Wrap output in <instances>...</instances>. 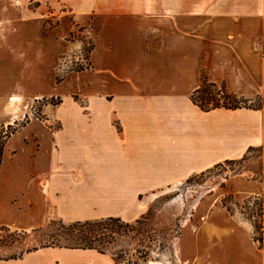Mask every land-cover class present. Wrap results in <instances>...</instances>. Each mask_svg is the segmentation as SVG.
Segmentation results:
<instances>
[{"label": "crops", "instance_id": "obj_1", "mask_svg": "<svg viewBox=\"0 0 264 264\" xmlns=\"http://www.w3.org/2000/svg\"><path fill=\"white\" fill-rule=\"evenodd\" d=\"M63 2L80 28L98 19L91 67L103 81L53 83L49 68L58 54L50 51L49 12L38 17L22 0H0V126L21 122L35 101L54 95L50 87H64L60 106L72 102L76 112L30 118L8 141L0 233L51 219L130 222L143 215L142 199L264 148V0H98L86 11ZM205 69L210 82L240 97L262 95L263 107L201 111L191 95ZM247 189L264 201V180ZM219 212L199 229L192 264H264V241L254 239L253 226ZM89 252L45 248L0 264H62L54 255ZM42 254L54 258L42 262Z\"/></svg>", "mask_w": 264, "mask_h": 264}, {"label": "rangeland", "instance_id": "obj_2", "mask_svg": "<svg viewBox=\"0 0 264 264\" xmlns=\"http://www.w3.org/2000/svg\"><path fill=\"white\" fill-rule=\"evenodd\" d=\"M98 0H73L77 10H89V2ZM26 4L27 12L33 10L38 17L40 12H49L46 28L51 30L50 51L58 54L54 67L49 68V79L57 83L56 79L68 81L67 86L80 82L87 84L94 81L96 76L104 79V76L93 74L92 53L88 50L95 44V29L98 27V19L92 16V20L82 30L76 26V20L68 12L67 3L60 4V0H22ZM65 12L66 14H63ZM60 14L62 20L60 21ZM91 25V26H89ZM102 50L105 48V40L99 39ZM52 53H50L51 57ZM51 60V58H50ZM81 69H87L78 72ZM204 69V66L202 67ZM71 72V73H70ZM206 75L207 70H203ZM59 84V83H58ZM44 88V87H43ZM64 87L49 88L54 90V95L35 101L30 107V113H26L32 119H49L50 116L63 119L75 115L72 102H66L62 106H55L62 98L61 91ZM250 97L247 106L258 107L260 98ZM79 99V95L70 96V99ZM264 98V97H263ZM24 120V118L20 119ZM39 121V119H38ZM51 126L58 127L53 122ZM19 143L18 139L15 144ZM234 180H241L234 186ZM264 180V148H254L245 159L234 162L222 163L203 174L194 176L193 180L163 189L154 195L142 199L144 213L138 219L126 222L139 233L131 232L123 241L117 243L115 249L127 250L125 262L120 264H192L194 257L200 254L199 229L207 221L211 212L220 211L223 218L231 219L234 225L241 222L258 225L254 229L255 240L262 238L259 229L264 209V201L261 196H252L248 193L247 185L254 181ZM146 217L145 224L136 226L135 222ZM4 219L9 218L7 210L3 213ZM220 221V220H219ZM58 219H51L44 226L31 231L5 230L0 233V261L9 262L16 260L20 255L35 248L48 245H60V236L63 233ZM223 224V223H221ZM68 225V224H64ZM254 228V226H253ZM60 249V248H51ZM114 249V250H115ZM64 250V249H63ZM85 253L86 257L78 258L69 254H57L62 264H90L89 258L106 259L115 264L110 255L100 254L94 250ZM34 252V251H32ZM51 255L42 254L37 259L50 261ZM139 258H141L139 260ZM28 264V263H24ZM93 264V263H92Z\"/></svg>", "mask_w": 264, "mask_h": 264}, {"label": "trees", "instance_id": "obj_3", "mask_svg": "<svg viewBox=\"0 0 264 264\" xmlns=\"http://www.w3.org/2000/svg\"><path fill=\"white\" fill-rule=\"evenodd\" d=\"M83 28H81L82 30ZM94 49V44L91 45L88 52L91 53ZM91 67V66H90ZM87 69H81L78 72H82ZM57 83L62 82L59 78L56 79ZM192 103L197 106L203 112H210L216 109H226V110H237L242 108L259 110L263 107V100L260 98V105L258 107L247 106L248 100L238 96L237 94L230 92L224 83L218 85L216 83L210 82L206 75L202 72L201 82L197 89L191 95ZM63 99L60 100L55 106L62 104ZM39 120H45L36 118ZM30 122V117L26 116L23 121L16 122L9 126H0V165L3 161L4 151L6 145L10 138L17 132L22 130ZM254 148H250L247 154ZM246 154V155H247ZM246 155L243 157L245 159ZM234 161H226V163ZM218 166V165H217ZM215 166V167H217ZM203 174V173H202ZM196 176V175H195ZM194 176L189 178L187 182L193 180ZM264 209L262 212V221L260 230L262 231V238L257 239V241L262 245L264 241ZM147 220L146 217H142L141 220L135 222L136 226H142ZM61 221V220H60ZM61 223H63L61 221ZM65 224V223H64ZM62 225L63 230L60 236V245H48L42 248H60V249H70V250H94L100 254L110 255L115 264H120L125 262V255L127 250L115 249V245L120 241H123L125 237L131 232L139 233L138 229L130 230L133 226L126 223L120 218H107L102 220L94 221H78L70 223L68 225ZM254 229L258 230V225L253 224ZM6 229H2L4 232ZM2 238V237H1ZM115 249V250H114ZM39 248H35L32 251H37ZM32 251H27L19 256L23 257L24 254L30 253ZM15 258V259H19ZM141 258H139L140 260ZM138 264V263H134Z\"/></svg>", "mask_w": 264, "mask_h": 264}]
</instances>
